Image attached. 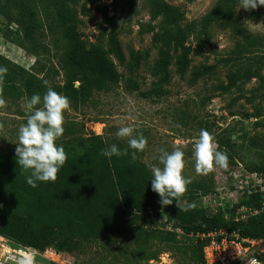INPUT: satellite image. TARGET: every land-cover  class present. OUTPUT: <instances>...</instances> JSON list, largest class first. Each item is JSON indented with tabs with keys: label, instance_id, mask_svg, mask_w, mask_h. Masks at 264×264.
<instances>
[{
	"label": "trees",
	"instance_id": "16d2710c",
	"mask_svg": "<svg viewBox=\"0 0 264 264\" xmlns=\"http://www.w3.org/2000/svg\"><path fill=\"white\" fill-rule=\"evenodd\" d=\"M98 0H0V15L7 28L16 25L21 33L20 47L39 57L45 55L48 47L43 39L48 34L59 33L64 48L59 57L63 71V82L48 84L53 90L67 96L75 106L87 104L95 92H107L121 81L127 88L138 91L147 99H158L168 94L169 68L177 53V72L183 76L189 68L191 54L199 55L210 41V29L214 25L232 28L254 56L256 71L237 72L229 77V85L241 80H251L260 75L264 59V36L254 37L243 32L236 17L239 0H218L216 5L200 21L185 23L179 8L165 0H148L152 21H159V29L153 41L160 45L152 75L156 78L152 88L140 91L137 81L126 78L119 71L126 56L118 38V27L110 21L107 33L108 46L91 44L87 46L77 32L79 17L89 16L90 5ZM252 18L264 16V6L250 11ZM0 33L8 37L0 28ZM195 35L196 48L188 40ZM254 52V51H253ZM118 63V64H117ZM0 66L7 73L0 83V95L29 100L33 94L46 92L44 78H39L24 68L10 63L0 55ZM192 75V83L196 82ZM220 148L232 149L230 142H220ZM123 150L126 145H118ZM107 145L99 135L87 139L84 151H66L67 161L58 172L55 182H37L36 187L27 184L30 173L16 163L14 153L0 148V234L13 241L39 249L54 247L71 257V253L84 242L103 240L112 236L130 235L135 242L149 238L145 231L152 224L154 213L162 211L168 221L164 229L152 231L154 239L175 243L179 233L194 239V246L200 252L198 262L203 264V248L209 242L207 237L215 231L238 233L244 238H264L263 193L258 190L243 203L257 214L246 220L227 219L223 212L213 209H179L175 204L162 207L160 196L152 190V175L137 158L128 155L112 156L101 154ZM249 172L264 175V162L247 167ZM235 210H233L234 213ZM232 212V211H231ZM131 217L127 219L126 214ZM232 215V213L230 214ZM171 224V229L168 225ZM180 231V232H179ZM192 236V237H190ZM153 259L148 256L147 261ZM264 264V257L262 259Z\"/></svg>",
	"mask_w": 264,
	"mask_h": 264
},
{
	"label": "rangeland",
	"instance_id": "374dc122",
	"mask_svg": "<svg viewBox=\"0 0 264 264\" xmlns=\"http://www.w3.org/2000/svg\"><path fill=\"white\" fill-rule=\"evenodd\" d=\"M84 0H82L83 2ZM182 12L185 23L200 21L216 5L218 0H165ZM91 14L81 15L77 32L83 41L108 46L107 33L110 21L118 27V38L126 56L119 71L128 79L134 78L140 91L152 88L156 78L152 75L158 58L160 45L153 41L159 29V21H152L148 0H98L91 4ZM236 17L241 29L254 37L264 36V16L252 18L250 11L240 9ZM0 55L10 63L18 65L33 75L44 78L48 84L62 83L63 71L59 57L65 46L57 32L48 34L43 43L46 54L36 57L20 47L22 33L16 25L7 28L0 15ZM232 28L214 25L210 29V41L199 55L191 54L190 65L183 76L177 72L176 52L169 68L168 94L158 99H147L138 91L127 88L121 81L107 92H95L87 104L70 107L64 113V134L57 140L66 151L82 152L91 135L102 137L107 147L112 144L127 145L126 139L115 134L121 126H131L134 134H143L148 144L136 158L151 173L152 165H159L160 149L171 152L179 147L185 153L184 176L191 178L187 190L180 198L183 207L195 205L194 209L220 211V204L228 205V196L223 189L231 183L227 175L235 170L236 161L243 169L264 162V87L263 78L253 77L229 85V77L237 72L256 71L253 58L259 55L243 44ZM196 48L195 35L188 40ZM244 43V42H242ZM254 51V52H253ZM194 73L196 82L192 83ZM260 75L264 77V59ZM0 97H2L0 95ZM6 104L0 107V148L14 153L18 141V129L26 123L28 111L24 107L25 96L14 99L2 97ZM201 129L214 137L217 150L226 152L229 158L227 169L215 168L208 175L195 171L193 145ZM220 142L234 145L232 149L220 148ZM131 152L134 150L129 148ZM152 175V173H151ZM228 193V191L226 192ZM220 196L224 197L220 200ZM239 201V200H237ZM173 204L177 205L176 201ZM222 210V209H221ZM233 211V210H232ZM127 219L131 217L126 214ZM168 221L162 211L154 213L152 224L145 227L148 239L137 242L130 236H112L99 241L84 242L74 249L71 264H199V251L194 239L179 233L175 243L152 238V231L165 228ZM169 224L168 228L171 229ZM180 232V231H179ZM148 256L153 259L147 261Z\"/></svg>",
	"mask_w": 264,
	"mask_h": 264
},
{
	"label": "clouds",
	"instance_id": "9594fccd",
	"mask_svg": "<svg viewBox=\"0 0 264 264\" xmlns=\"http://www.w3.org/2000/svg\"><path fill=\"white\" fill-rule=\"evenodd\" d=\"M240 9L251 11L264 6V0H239ZM5 66H0V83L7 73ZM46 92L33 94L26 101L24 107L28 111L26 123H22L18 129V141L16 142L15 156L17 165L25 172L30 173L26 182L32 187L37 182H55L58 172L67 161V153L57 140L63 136L64 113L70 107L67 96L61 95L48 86L44 81ZM6 101L0 97V107L5 106ZM3 125L0 124V128ZM118 138L127 140V148L121 150L116 144L102 150L101 154L111 158L112 156L128 155V149L132 159H136L137 152L146 149L148 141L143 134H134L131 126H121L115 134ZM193 156L195 160V171L198 175H208L215 168L227 169L229 158L226 152L217 150L213 135L206 129H201L198 138L193 145ZM159 165H152L151 185L152 190L160 196L159 203L167 207L177 202L180 211H187L180 204V198L187 190V185L192 181L185 177V153L179 147H174L171 152L160 149ZM190 207H195L191 205ZM38 251L30 246L19 248L15 264H35ZM246 261V264H257L255 260Z\"/></svg>",
	"mask_w": 264,
	"mask_h": 264
},
{
	"label": "built area",
	"instance_id": "2783aa9c",
	"mask_svg": "<svg viewBox=\"0 0 264 264\" xmlns=\"http://www.w3.org/2000/svg\"><path fill=\"white\" fill-rule=\"evenodd\" d=\"M234 165L235 170L226 177L227 179L231 177L232 181L228 186L223 187L226 192L228 191L225 195L228 196L229 204L219 206L227 219L240 221L259 212L243 204L258 190L263 193L262 208L264 209V175L243 169L238 161ZM223 199L224 197L220 196V200ZM232 210H235L234 213ZM207 237L209 242L203 248V264H246L245 260H255L257 264H263L264 238H244L238 233L229 234L223 230L212 232ZM21 246L27 245L17 243L0 234V264H15V258ZM32 248L39 253L35 257V264H71V257L54 247Z\"/></svg>",
	"mask_w": 264,
	"mask_h": 264
}]
</instances>
